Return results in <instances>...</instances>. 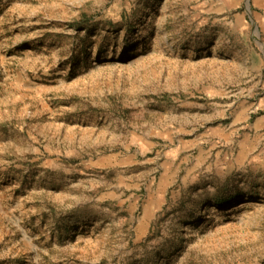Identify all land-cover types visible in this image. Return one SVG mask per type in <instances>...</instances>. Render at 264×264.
Wrapping results in <instances>:
<instances>
[{
  "label": "rangeland",
  "instance_id": "rangeland-1",
  "mask_svg": "<svg viewBox=\"0 0 264 264\" xmlns=\"http://www.w3.org/2000/svg\"><path fill=\"white\" fill-rule=\"evenodd\" d=\"M0 264H264V0H0Z\"/></svg>",
  "mask_w": 264,
  "mask_h": 264
}]
</instances>
